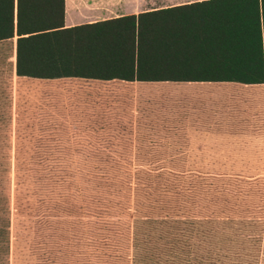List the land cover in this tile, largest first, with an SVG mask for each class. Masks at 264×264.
I'll use <instances>...</instances> for the list:
<instances>
[{
    "label": "trees",
    "instance_id": "1",
    "mask_svg": "<svg viewBox=\"0 0 264 264\" xmlns=\"http://www.w3.org/2000/svg\"><path fill=\"white\" fill-rule=\"evenodd\" d=\"M13 37L16 76L264 83V0H193L73 26L64 0H0V40ZM55 159L0 154V264L14 220L23 264H63L56 217L84 209L87 264L257 263L262 188L197 169L42 166ZM39 231L40 261L27 239Z\"/></svg>",
    "mask_w": 264,
    "mask_h": 264
},
{
    "label": "rangeland",
    "instance_id": "2",
    "mask_svg": "<svg viewBox=\"0 0 264 264\" xmlns=\"http://www.w3.org/2000/svg\"><path fill=\"white\" fill-rule=\"evenodd\" d=\"M2 43L0 48L5 47L7 55L10 41ZM1 54L0 50V154L11 156L13 152L19 151L28 155H51L56 157L55 161L48 160L42 166L70 170H85L90 167L131 171L137 168H165L231 173L236 182H248L255 188H262V214L256 224L255 238L258 246L256 264H264V160L261 142V147L256 143L257 145L246 149H196L194 141L165 139L171 135L148 131L146 125H140L138 133H132L128 115H124L118 125L108 122L99 132L73 130L69 124L68 108L44 109L38 106L39 101L36 98L44 95H37L36 92L44 90L43 86L24 81L16 83L14 93L10 66L7 62L2 63L6 57ZM60 94L62 93L55 91L54 101L49 103L66 105V102L59 100ZM124 103L129 102L126 100ZM123 110L125 111V107ZM152 128L160 129L157 125L150 127ZM79 183L85 186L84 183ZM82 194L85 195L84 191ZM74 199L84 208V197L78 199L75 196ZM84 212L85 209L82 212H64L63 216L56 217L63 221V230L59 231L62 236L55 240L58 241L57 246L67 252L63 264H87V216ZM28 235L27 239L38 242L35 253L40 261L41 256H44L40 254L48 249L46 244L44 246L40 243L43 231H39L37 236L34 233ZM25 236L23 231L18 230L14 220L11 227L9 264L25 262L28 251L21 246ZM49 240L50 237L47 241ZM41 263L43 262H38Z\"/></svg>",
    "mask_w": 264,
    "mask_h": 264
},
{
    "label": "crops",
    "instance_id": "3",
    "mask_svg": "<svg viewBox=\"0 0 264 264\" xmlns=\"http://www.w3.org/2000/svg\"><path fill=\"white\" fill-rule=\"evenodd\" d=\"M189 1L193 0H64V26ZM6 41H10L7 55L5 47L0 50L6 57L2 63L7 62L10 66L14 93L16 83L24 81L43 86L44 90L36 92L44 95L36 98L38 106L44 109L68 108L73 130L99 132L108 122L118 125L123 116L128 115L132 133H138L140 125H146L148 131L171 135L165 139L194 141L196 149H246L256 143L261 147V142L264 160V83L16 76L15 38L0 40V46ZM55 91L62 93L59 100L66 105L49 103L54 101ZM126 100L129 103H124ZM154 125L160 129H150Z\"/></svg>",
    "mask_w": 264,
    "mask_h": 264
}]
</instances>
